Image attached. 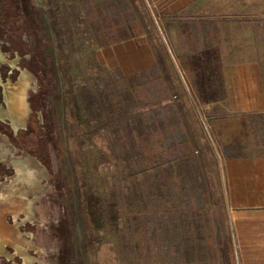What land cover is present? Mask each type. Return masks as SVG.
Returning a JSON list of instances; mask_svg holds the SVG:
<instances>
[{"label":"rangeland","instance_id":"obj_1","mask_svg":"<svg viewBox=\"0 0 264 264\" xmlns=\"http://www.w3.org/2000/svg\"><path fill=\"white\" fill-rule=\"evenodd\" d=\"M7 1L0 0V32L22 28L13 33L17 49L30 46L33 61L2 53L0 42V117L25 129L29 94L39 90L34 101L43 107L26 151L0 139V162L14 170L3 177L0 168V264H177L173 252L188 240L170 238L178 193L167 156L172 133L189 127L197 138L196 126L224 114L206 111L202 92L225 64H259L264 92V0H194L173 21L157 20L151 0ZM16 11L27 18L5 21ZM138 22L158 27L160 42L142 61L100 66L97 47L130 37ZM242 118L243 149L264 155V110ZM193 156L176 160L182 186L192 179L181 204L215 197L211 185L188 178L187 162L195 165L200 151ZM232 241L216 240L221 264H229Z\"/></svg>","mask_w":264,"mask_h":264},{"label":"crops","instance_id":"obj_2","mask_svg":"<svg viewBox=\"0 0 264 264\" xmlns=\"http://www.w3.org/2000/svg\"><path fill=\"white\" fill-rule=\"evenodd\" d=\"M151 1L157 4L154 15L160 21H173L186 13L194 2ZM152 25L157 27L155 23ZM134 27L130 37L97 47L94 58L100 66L114 70L137 63L160 42L158 27L152 32L147 22H138ZM209 78L212 77H207L210 86H204L202 92L208 96L203 108L224 110V114L219 111L210 114L211 124L204 121L196 126L197 138L189 127L182 128L178 134L173 132L170 155H167L173 161L171 190L178 192L173 195L170 238L178 239V244L180 238L188 240L183 250L175 249L173 260L177 264H221L222 252L216 240L225 236L233 240L227 249L229 264H264V155L243 149L242 123L244 113L264 110L262 71L256 62L225 64L221 66L216 85L212 86ZM228 110L232 114L230 118L225 114ZM197 150L200 151L199 159L195 165L187 162L186 174L188 178L193 176L202 188L211 185L215 197L212 200L188 199L181 204L183 194L180 195V191L191 189L188 186L192 179L186 182L187 186H182L184 183L178 180L184 170L176 166V160H190ZM207 173L211 175L209 182H197ZM197 239L202 241L197 244Z\"/></svg>","mask_w":264,"mask_h":264},{"label":"flooded vegetation","instance_id":"obj_3","mask_svg":"<svg viewBox=\"0 0 264 264\" xmlns=\"http://www.w3.org/2000/svg\"><path fill=\"white\" fill-rule=\"evenodd\" d=\"M5 33H6V35L3 34V30H1V32H0V42H2V46H1V50H2L1 52L2 53L3 52L10 53L12 55V57H14V58L16 55H18L22 59H25L28 56H31L33 54L30 46H28L27 50L26 49L24 50V47H23V49H17L16 45L12 44L13 42H11L10 35H8L7 32H5ZM4 37H6L5 40L3 39ZM12 39L15 41L17 40L16 37H12ZM28 51H31V52L28 53ZM29 59L31 61H33L32 56ZM19 77L22 80L23 76L20 75ZM24 78L27 80L29 79L28 77H24ZM40 94H42V90H39L38 92H31L29 94V104H30L29 106L31 109L30 125H31L32 116L37 117L38 112H40L41 108L43 107L42 102L40 104L39 103L40 101H38L39 104H37V102L34 101V98L36 96H38V98H40ZM6 102H7V96L5 94V89L2 87V85H0V104L5 105ZM30 125H27V127L25 129L23 128V126L18 128L14 124L11 123V120H9V119L4 120L0 117V139L3 136H5V137H7L9 143L12 146H14L16 149H18L19 151H26V148L23 145L24 144L23 140H26L28 137H30L34 134V132L31 131ZM22 129L25 130L23 132V133H25V134H23L25 136V139H22L20 137V134H19V133H22V131H21ZM29 155L36 158L39 162H41L40 158L37 157L36 155L31 154V153H29ZM27 162L31 163L29 160H27ZM0 168H2L4 170V172L1 173L3 177L12 176L14 174V170L11 168L7 169L6 166L4 164H2V162H0ZM1 187H2V184H0V192H1Z\"/></svg>","mask_w":264,"mask_h":264},{"label":"trees","instance_id":"obj_4","mask_svg":"<svg viewBox=\"0 0 264 264\" xmlns=\"http://www.w3.org/2000/svg\"><path fill=\"white\" fill-rule=\"evenodd\" d=\"M7 2H8V3H11V5L14 4V2H12L11 0H8ZM24 10H25V9H24ZM22 18H25V19L27 18L26 12H25V13H24V12L19 13V12L16 11V12H15V15H12V14H6V15H5V19H6L7 22H12V21L21 22V21H22V20H21ZM21 29H22V28H20V29L18 28V29H16V30H21ZM24 29H25V28L23 27V30H24ZM16 30H15V27H13L10 31H6V32H7L8 35H10L11 42H13L12 44H13V45H16V47H18V43H16V41L12 39V37H16L17 39H20V37L18 38L17 36H14V34H13L14 31H16ZM23 30H22V31H23ZM23 45H24V50H25V49L27 50V47H28V46H27L26 44H24V43H23ZM29 52H30V51H28V53H29Z\"/></svg>","mask_w":264,"mask_h":264}]
</instances>
